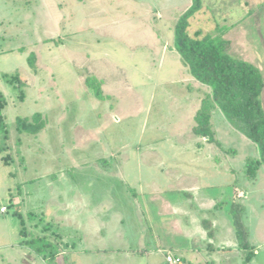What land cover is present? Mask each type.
<instances>
[{
    "label": "rangeland",
    "instance_id": "1",
    "mask_svg": "<svg viewBox=\"0 0 264 264\" xmlns=\"http://www.w3.org/2000/svg\"><path fill=\"white\" fill-rule=\"evenodd\" d=\"M191 4L0 0V264H51L21 243L32 238L57 264H264V167L246 174L257 145L219 109V145L193 132L211 89L175 45ZM189 25L228 41L264 79V0H202ZM35 114L43 130H19L17 118ZM205 221H217L213 238Z\"/></svg>",
    "mask_w": 264,
    "mask_h": 264
},
{
    "label": "trees",
    "instance_id": "2",
    "mask_svg": "<svg viewBox=\"0 0 264 264\" xmlns=\"http://www.w3.org/2000/svg\"><path fill=\"white\" fill-rule=\"evenodd\" d=\"M201 8L202 0H192L190 8L180 16L174 26L175 45L182 60L194 79L211 89L210 94L203 99L202 107L196 113V125L193 127V132L209 143L219 145L212 127V111L219 109L230 124L255 143L259 149L260 159L249 161L246 165V174L252 179L256 177L257 171L264 167V108L261 100L264 79L257 67L251 63L239 61L227 53L228 41L213 35L203 36L201 31H196L194 35L189 34V20ZM32 60L33 58L30 57L31 66L34 65ZM16 80H18V74L9 79L12 83ZM86 82L91 88H96V94L100 95L101 88L98 87L100 85H97V82L90 79ZM4 104L5 98L0 93V131L4 139L0 152L8 149L6 144L8 135L2 115ZM17 125L19 130L37 134L43 130L45 124L42 116L35 114L31 119L17 118ZM2 160L4 163L9 162L8 157H3ZM239 207L232 204L230 213L236 228L239 247L248 251L251 247L247 239V231L237 214ZM203 224L209 230L210 238H213L214 230L211 223L205 221ZM21 243L37 252L48 263L57 264L59 253L50 249L52 248L50 244L35 248L36 241L33 238L23 240ZM182 259L185 261L184 258Z\"/></svg>",
    "mask_w": 264,
    "mask_h": 264
},
{
    "label": "built area",
    "instance_id": "3",
    "mask_svg": "<svg viewBox=\"0 0 264 264\" xmlns=\"http://www.w3.org/2000/svg\"><path fill=\"white\" fill-rule=\"evenodd\" d=\"M1 211L5 212L6 209H2ZM167 262L169 264H185L181 257L175 256V255H168Z\"/></svg>",
    "mask_w": 264,
    "mask_h": 264
},
{
    "label": "crops",
    "instance_id": "4",
    "mask_svg": "<svg viewBox=\"0 0 264 264\" xmlns=\"http://www.w3.org/2000/svg\"><path fill=\"white\" fill-rule=\"evenodd\" d=\"M206 220H208V219H206ZM209 222H210V221H209ZM213 222H214V221H213ZM210 223H211V222H210ZM211 224H213V223H211ZM216 224H217V221L214 222V224L212 225V227H213V228H214V227L217 228V225H216ZM209 239H210V238H209ZM197 253H198V251H197ZM193 254H196V253H193ZM194 258H196V259L199 258L198 254H197V257H194Z\"/></svg>",
    "mask_w": 264,
    "mask_h": 264
}]
</instances>
